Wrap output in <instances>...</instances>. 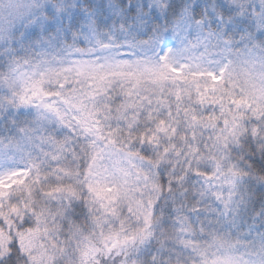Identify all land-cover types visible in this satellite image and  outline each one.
<instances>
[{"label":"snow or ice","instance_id":"snow-or-ice-1","mask_svg":"<svg viewBox=\"0 0 264 264\" xmlns=\"http://www.w3.org/2000/svg\"><path fill=\"white\" fill-rule=\"evenodd\" d=\"M0 264H264V0H0Z\"/></svg>","mask_w":264,"mask_h":264}]
</instances>
